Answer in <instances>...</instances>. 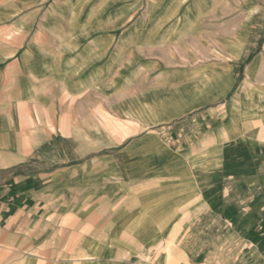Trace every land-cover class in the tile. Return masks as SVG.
I'll list each match as a JSON object with an SVG mask.
<instances>
[{
    "label": "crops",
    "instance_id": "crops-1",
    "mask_svg": "<svg viewBox=\"0 0 264 264\" xmlns=\"http://www.w3.org/2000/svg\"><path fill=\"white\" fill-rule=\"evenodd\" d=\"M247 1L0 0V264H264Z\"/></svg>",
    "mask_w": 264,
    "mask_h": 264
},
{
    "label": "rangeland",
    "instance_id": "rangeland-1",
    "mask_svg": "<svg viewBox=\"0 0 264 264\" xmlns=\"http://www.w3.org/2000/svg\"><path fill=\"white\" fill-rule=\"evenodd\" d=\"M250 3V0L247 1V4ZM121 3L119 2V5ZM257 10H258V14H257V17H256V23L255 25L257 26L256 28V35H260V36H264V0H261L259 1L257 4ZM120 20H123V18H119V21ZM247 29V28H246ZM242 28V32L244 33L245 31V34L247 33V30ZM231 52L236 56L239 54V46H236V47H229Z\"/></svg>",
    "mask_w": 264,
    "mask_h": 264
},
{
    "label": "bare ground",
    "instance_id": "bare-ground-1",
    "mask_svg": "<svg viewBox=\"0 0 264 264\" xmlns=\"http://www.w3.org/2000/svg\"><path fill=\"white\" fill-rule=\"evenodd\" d=\"M168 251H169V255L171 256V258H173V253H172V250H173V246H172V243L169 244V246L167 247ZM168 259V258H167Z\"/></svg>",
    "mask_w": 264,
    "mask_h": 264
}]
</instances>
